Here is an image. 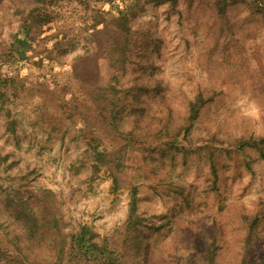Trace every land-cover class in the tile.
Listing matches in <instances>:
<instances>
[{"label":"rangeland","instance_id":"rangeland-1","mask_svg":"<svg viewBox=\"0 0 264 264\" xmlns=\"http://www.w3.org/2000/svg\"><path fill=\"white\" fill-rule=\"evenodd\" d=\"M247 139L264 0H0V264H264Z\"/></svg>","mask_w":264,"mask_h":264},{"label":"trees","instance_id":"trees-1","mask_svg":"<svg viewBox=\"0 0 264 264\" xmlns=\"http://www.w3.org/2000/svg\"><path fill=\"white\" fill-rule=\"evenodd\" d=\"M44 1V0H42ZM170 2L174 3L176 0H169ZM216 3L217 5H221V6H224L227 4V0H216ZM129 7L132 6V4L128 3L127 4ZM34 10H36L38 12V16L37 15H33L31 16L32 14H30V17L27 19L28 21H34L35 20V25L36 26H39V25H44L46 23H49V22H52L54 20V12L53 10H44V9H41L39 6L35 7ZM116 20V23L117 25L120 27V28H123L124 30H128V27H127V16L126 15H122L121 16V19L120 22H118V18L115 19ZM94 22H98V21H94ZM24 29H25V26H24ZM28 27H26V31H27ZM19 43L17 44L16 46V53H19L21 56H23V54L25 53V44L24 43H27V40L24 38V39H18ZM202 98L199 96L196 98L195 101L193 102H190L189 104V116L191 118H195L198 114V110L199 108L201 107V100ZM259 141H262V145H263V139L261 140H244L243 143L245 144H250V145H256ZM264 147V146H263ZM259 151L261 152V155H264L263 151H262V146H260L259 148ZM136 194H135V191L133 190L132 191V199H131V202H130V214L132 213H135V210H136ZM55 222V221H54ZM56 223V222H55ZM84 232H80V234H73V241H72V244H73V247L71 246V251L72 250H75L76 249H82V250H85L86 253H89L90 255H98V253L96 252V245L92 242H90L89 238L86 239L84 237ZM61 252H63V250L61 249ZM70 252V250H69ZM213 264V263H212Z\"/></svg>","mask_w":264,"mask_h":264}]
</instances>
